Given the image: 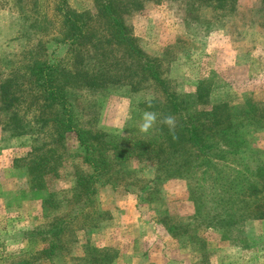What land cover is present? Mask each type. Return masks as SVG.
I'll use <instances>...</instances> for the list:
<instances>
[{
    "label": "trees",
    "instance_id": "trees-1",
    "mask_svg": "<svg viewBox=\"0 0 264 264\" xmlns=\"http://www.w3.org/2000/svg\"><path fill=\"white\" fill-rule=\"evenodd\" d=\"M148 1L153 0H92L95 13H91L75 10L68 0H58L52 11L59 23L58 40L68 46L66 59L47 62L41 41L27 46L17 57L0 59V131L7 140L43 137L42 145H33L14 161V168L24 172L27 190H47L65 165L72 168L74 181L72 188L49 193L41 200L44 219L50 223L42 233L31 234L46 247L9 264L52 261L69 222L78 217L85 219L82 228L97 227L104 220L97 205L99 191L107 186L116 189L120 181L128 180L126 166L133 160L156 167L153 180H138L143 184L140 195L155 194V182H186L194 213L190 223H162L169 236L179 239L204 227L225 234L226 240L230 236L233 243L242 238L234 244L236 248L264 255V235L248 231L252 222L264 221V162L239 134L247 125L264 130V104L251 97L238 109L228 102L213 103V85L208 79L200 80L190 95L181 96L163 63L144 52L125 22L127 15L141 11ZM178 1L185 3L188 14L205 7L223 15L233 13L239 2ZM15 4L21 14L29 11L34 15L29 29L22 28L21 36L28 43L39 33L47 35L53 22L39 12L36 0H15ZM41 21H47V26L41 27ZM110 87L151 93L140 103L151 116L145 135L125 139L79 126L70 90ZM71 135L75 144L69 148ZM146 186L150 189H143ZM64 204L73 205L76 213L58 217ZM89 253L92 264L113 262L112 258L105 260L104 249L91 247Z\"/></svg>",
    "mask_w": 264,
    "mask_h": 264
},
{
    "label": "rangeland",
    "instance_id": "rangeland-1",
    "mask_svg": "<svg viewBox=\"0 0 264 264\" xmlns=\"http://www.w3.org/2000/svg\"><path fill=\"white\" fill-rule=\"evenodd\" d=\"M0 1V59L17 57L38 41L45 43V59L50 64L66 59L68 46L58 40L59 23L52 11L58 0H36L39 12L46 13V20L50 19L53 25L47 35L39 33L29 43L21 36L22 28L29 29L34 15L28 14L29 11L21 14L15 0ZM68 3L77 11L95 13L92 0H68ZM32 4L27 5L31 8ZM47 21H41V27H46ZM125 22L144 52L163 63L166 75L181 96L190 95L200 80L208 79L213 85V103L228 102L238 109L251 97L264 104V0H239L236 10L228 15L205 7L188 14L183 1L153 0L141 11L127 15ZM150 97L149 91L134 93L126 87L76 89L70 90L69 95L80 127L125 139H134L136 134L140 137L148 131L151 116L142 110L140 103ZM239 134L264 162V130L247 125L239 129ZM7 139L0 131V264L14 263L46 247L31 234L38 230L42 233L50 223L44 219L46 211L41 200L49 193L74 185L73 170L65 165L47 190H27L24 172L14 168V161L24 157L33 145H42L43 137ZM67 143L69 148L75 144L72 135ZM126 168L130 178L120 181L113 193L101 192L98 196L97 205L104 220H99L97 227L87 228H82L84 218L69 222L67 233L60 239V250L56 251L58 256L52 261L41 260V264H92L91 254L87 255L91 247L104 249L108 255L105 260L113 259L111 264H264V255L234 246L242 238L233 239V243L230 236L226 240L225 234L213 229L203 227L175 241L167 240L164 223L167 226L190 223L194 206L188 189L184 196L165 197L159 192L161 182H155L152 186L155 194L140 195L143 184L138 180L149 181L145 175L152 165L133 160ZM130 192L138 193L134 217L128 211L117 220L111 217ZM61 209L58 215L61 218L76 213L73 205L64 204ZM140 217L148 239L140 237ZM255 222L248 226V231L264 235V221Z\"/></svg>",
    "mask_w": 264,
    "mask_h": 264
},
{
    "label": "crops",
    "instance_id": "crops-1",
    "mask_svg": "<svg viewBox=\"0 0 264 264\" xmlns=\"http://www.w3.org/2000/svg\"><path fill=\"white\" fill-rule=\"evenodd\" d=\"M148 164H151L152 165V169H150V173L148 175H145V176L148 177L147 179H149V181H150V180H153L155 178V175H156V167H155L154 163L148 162ZM145 181H147V180H145ZM161 184H162V188H161V190L159 192H162V195L165 196V197H168L170 195H175V196L181 197L182 195L184 196L185 192L187 191L186 182L183 181V180H180V179H171V180H168V181L161 182ZM101 192L102 193H109V194H111V193L114 192V190H113L112 187L107 186V187L102 188L99 191V195H100ZM134 194L131 193V194L125 195L124 198H122L123 200L120 201L119 208L114 209V210H118V212L113 211V214L114 215L111 214V217H113V218L116 217V220H117L118 219V216L121 217V215L122 214L124 215V213H127V211L129 212V214L131 216H133L132 215V211L134 213H136V211H138V206H137L138 205V203H137L138 193H134ZM260 222H262V221H260ZM253 223H256V222H252V224ZM101 224H102V222L100 223V225ZM145 232H146L145 223H144L143 220H141V217H140V237L141 238L148 239V237H146V235H145ZM166 235H167V240L168 239H171L172 241H175L177 239V238H172L171 236H169L167 234V231H166ZM211 264H213V263H211Z\"/></svg>",
    "mask_w": 264,
    "mask_h": 264
}]
</instances>
